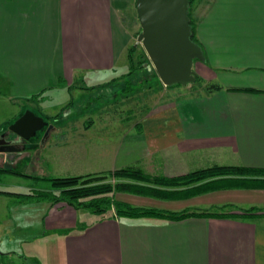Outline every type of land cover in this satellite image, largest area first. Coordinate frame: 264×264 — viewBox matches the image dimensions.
<instances>
[{
	"label": "crops",
	"instance_id": "0c3cea01",
	"mask_svg": "<svg viewBox=\"0 0 264 264\" xmlns=\"http://www.w3.org/2000/svg\"><path fill=\"white\" fill-rule=\"evenodd\" d=\"M134 1L0 0V96L12 103L13 114L20 109L14 119L22 113L21 101L40 107L38 96L54 87L67 93L77 84L82 98L109 84L118 74L117 60L127 55L131 35L122 14L130 13ZM189 17L206 58L197 63L196 73L206 82L201 93L186 86L169 93L156 79V94L149 101L143 97V108L112 112L126 118L112 137L91 131L80 118L93 112L72 110L69 98L58 122L42 124L35 141L24 143L5 125L0 134L6 132L11 144L0 147V167L32 182L28 191L16 193L49 191L47 178L121 168L166 178L214 165L264 168V0H193ZM151 89L142 92L148 96ZM158 95L163 99L157 101ZM243 179L173 186L115 179L158 189L160 196L112 194L133 207L224 215L181 219L120 216L113 207L98 215L46 197L0 194V263L264 264V188ZM31 230L36 234L29 237ZM11 238L18 248L10 246ZM26 242L31 244L24 250Z\"/></svg>",
	"mask_w": 264,
	"mask_h": 264
},
{
	"label": "rangeland",
	"instance_id": "374dc122",
	"mask_svg": "<svg viewBox=\"0 0 264 264\" xmlns=\"http://www.w3.org/2000/svg\"><path fill=\"white\" fill-rule=\"evenodd\" d=\"M130 10H131L130 13L135 14L133 3L130 6ZM123 15H124V13L122 14V16ZM124 26H126V25L124 24ZM138 27H139V24L135 20L134 24L130 25V27L128 29V31L131 35V39H130V43H129L128 47L131 46L132 44H136V46H137V49H136V52L134 55V57H135L134 67L136 68L135 73H133L129 77L130 83H134L136 85L133 91L129 92L128 89H124L125 91L123 90V83L122 82L124 80L121 79L120 76L125 74L128 71L127 69L129 67V64H128V61L125 58V56H121L116 62V68L113 70L114 74L118 73V74L114 75V79H115L114 83H109L105 86L98 87V88L97 87L91 88L90 92L85 94L82 98H78V96H79L78 92L73 87V86H76L77 84L71 86V88L69 89V91L67 93L63 92L62 89H60L59 87H54L53 90L49 89L46 93H44L43 97L38 96L39 102L37 104L40 107H38L36 104L25 105V106L23 105L22 106L23 101H21L20 105H19V103H17L16 105H19V107L22 110V113H20V115L18 117H20L27 109H29V110H32L36 115L44 118V119H42V124L47 126V122H51V121L58 122V119L61 118L63 112L66 109H68L67 105L70 104L68 102H70V100H71L72 101V103H71L72 104V106H71L72 110H79V111L84 110V111H88V112H93L92 114L86 116L85 118H83V116H81V118H80V119L85 120L87 125L91 128V131H94V129L98 128V129H102L103 132L109 133L111 137L117 135L118 133H117L116 128L120 127L122 125V122L126 123V120H125L126 118L122 119L118 116L115 117L112 112L117 111L118 113L119 112L124 113V112H126L127 109L130 110L131 108L137 110L136 105H139V107H142L143 104L146 103V101L143 100V97H146V98L148 97V101H149V99L152 98L154 96V94H156V92H154V89H153L154 88L153 86L155 85L153 82L156 81V79L158 77L155 76L156 73H155L152 65L150 64L149 59L146 56L141 44L138 43L136 40ZM141 53H143L144 56H141L139 58ZM137 60H139V62H141V63H137ZM142 61H145V62L142 63ZM197 63H199V61H194L193 69H194L195 73H196V71L199 72V70L197 68ZM100 74H102V72ZM199 74L196 73V76H197L196 80L189 85H179L178 84V85H174V86H165L167 89V92L169 91V93H171V91H177V90L180 91V90L186 89V88H184L186 86V87H189L190 89H192L191 91H188V92L200 94L201 88H203L204 84L206 85V82L204 81L205 78ZM107 75H104L103 78H106ZM109 76L111 77L110 74H109ZM98 77L99 76L95 77V79L87 77L84 81H82V83L84 84L83 86H90L93 82L98 80ZM119 79H121V80L119 81ZM119 83H121V84H119ZM158 83H160L159 85H160V87H162V83L160 81H158ZM112 87H115L116 89L114 90V89H112ZM149 87L152 88L150 90V92L152 94H148V96H147L146 95L147 93L146 94L143 93L142 90L145 88H149ZM172 89H174V90H172ZM115 94H118V95H117V98L115 99V101L113 103L108 104L105 102L104 105H101L102 99L104 100L108 97H112ZM98 95H100V96H98ZM71 96H72V99H71ZM68 98L70 100H68ZM0 99H1L0 100V129H1V128L5 127V125L8 127V125H10L14 120H16L18 118L17 117L14 119L16 114L18 115L20 109H18L17 113L13 114L12 113L13 109L11 107L12 103L9 100L7 101L6 99L4 101V98H2L1 96H0ZM160 99L162 100L163 97L159 98V95H158L157 101H159ZM24 104H25V102H24ZM132 106H134L135 108H133ZM101 110L110 111L109 112L110 118L106 117V116H102L101 114H98V112H101ZM77 120H79V119H77ZM100 121H103L105 123H100ZM8 122H11V123L9 124ZM73 127L77 128V127H79V124H75ZM103 128H108V130H103ZM113 128L115 130L113 132H111V130ZM42 133H43V130H38L36 132V134L30 136L29 138H24V143L30 142V141H35L39 136L42 135ZM53 137H54V135H53ZM199 164H203V163L200 162ZM210 164L213 165L214 163L212 162ZM4 169H6V168H4ZM106 181L114 183L115 178L110 177ZM30 183H32V182H29L28 180H26V178H23L20 175H15V173L10 172L9 170H4V171L0 172V189H2V190H6V191H10V192H26L30 188L29 187ZM10 200H13V197L11 199H6L7 202ZM114 200H116V199H114ZM111 209H112V207H111ZM114 212H116L115 209H114ZM100 214H102V213H98V215H100ZM121 216H124V215H121ZM125 216H127V215H125ZM128 217H131V216H128ZM14 234H17V233L12 232V235H14ZM35 234H36L35 230H31L28 232L29 237L34 236ZM10 241H11L9 243L10 246H12L13 248H18V245H17L16 241L13 240V238H11ZM30 244H31V242H26V243H23L21 245V247L24 250H27L26 248Z\"/></svg>",
	"mask_w": 264,
	"mask_h": 264
},
{
	"label": "trees",
	"instance_id": "16d2710c",
	"mask_svg": "<svg viewBox=\"0 0 264 264\" xmlns=\"http://www.w3.org/2000/svg\"><path fill=\"white\" fill-rule=\"evenodd\" d=\"M193 0H189L191 4ZM135 10V8H134ZM125 15V16H124ZM122 16V22L126 25L125 27L129 29L130 25H133L135 20H137L136 12L135 14H130L124 12ZM191 23V21H190ZM192 25V24H191ZM193 31V26H192ZM139 32V27L137 34ZM194 39V38H193ZM137 46L132 44L127 48V61L129 64L128 71L121 75L120 78L123 79V90L128 89L129 92L133 91L135 88L134 83H130L129 77L135 73V52ZM144 56L143 53L140 54L139 58ZM146 61V60H145ZM145 61H142L145 62ZM137 63L139 60H137ZM157 77V75H155ZM197 77V76H196ZM158 79V78H157ZM115 79H112L109 83H114ZM159 81V80H158ZM134 84V85H133ZM218 89L219 86L211 85L210 88ZM125 91V90H124ZM44 119V118H43ZM46 121V120H45ZM3 147L2 150H5ZM7 149L14 151V147H7ZM4 170H9L15 174L18 172L14 169H4L0 167V172ZM222 176H239L244 178L248 186L261 187L264 188V168H252L243 166H211L204 169H199L197 171L191 172L187 175L177 176V177H162V176H150L145 174L140 169L131 168H121L113 171H107L98 174H86L80 176H65V177H55L47 178L51 183L52 189L49 191H31L27 194L10 192L0 189V194L7 195H19V196H30V197H46L53 201H64L65 203L73 206L74 208H87L95 213H104L109 208L113 207L118 215H127L131 217L140 216H154V217H164L170 219H181L187 216H224L222 214L210 213L206 210H199L189 213L187 211L181 212H164L157 209L151 208H139L133 207L121 201L114 200L112 194L114 192H132L136 194H148L160 196L158 189L147 185L136 184L127 181H118L119 179H128L130 181H136L140 183H153L155 185H177L181 183L195 182L208 180L215 177ZM118 179L114 183L106 181L108 178ZM250 211V210H249ZM248 211V212H249Z\"/></svg>",
	"mask_w": 264,
	"mask_h": 264
},
{
	"label": "water",
	"instance_id": "95a60500",
	"mask_svg": "<svg viewBox=\"0 0 264 264\" xmlns=\"http://www.w3.org/2000/svg\"><path fill=\"white\" fill-rule=\"evenodd\" d=\"M189 0H135L141 44L163 86L189 85L196 80L194 61L205 62L202 46L193 39ZM42 117L27 109L7 130L29 137ZM8 143L0 134V145Z\"/></svg>",
	"mask_w": 264,
	"mask_h": 264
},
{
	"label": "flooded vegetation",
	"instance_id": "af4514ba",
	"mask_svg": "<svg viewBox=\"0 0 264 264\" xmlns=\"http://www.w3.org/2000/svg\"><path fill=\"white\" fill-rule=\"evenodd\" d=\"M1 134L4 135V139H5V138H6V132H2ZM10 144H11V143H10ZM10 144H9V143L2 144V145H0V147H1V146H9Z\"/></svg>",
	"mask_w": 264,
	"mask_h": 264
},
{
	"label": "built area",
	"instance_id": "2783aa9c",
	"mask_svg": "<svg viewBox=\"0 0 264 264\" xmlns=\"http://www.w3.org/2000/svg\"><path fill=\"white\" fill-rule=\"evenodd\" d=\"M1 264V263H0Z\"/></svg>",
	"mask_w": 264,
	"mask_h": 264
}]
</instances>
